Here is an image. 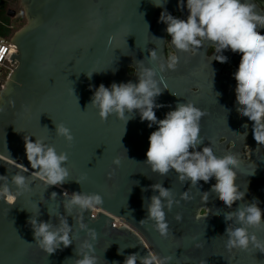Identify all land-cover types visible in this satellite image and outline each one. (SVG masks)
Returning a JSON list of instances; mask_svg holds the SVG:
<instances>
[{
  "label": "water",
  "instance_id": "1",
  "mask_svg": "<svg viewBox=\"0 0 264 264\" xmlns=\"http://www.w3.org/2000/svg\"><path fill=\"white\" fill-rule=\"evenodd\" d=\"M251 2L264 15L259 2ZM19 3L25 23L11 37L17 48L13 56L17 66L0 88V176L6 175L10 181L14 174H23L31 179V190L18 197L14 206L0 198V264H74L79 258L76 247L90 237L75 222L80 211L70 208V215L66 212L65 191L98 193L103 197V205L94 214V210L82 214L83 222L97 232V239L90 242L98 264H123L129 254L143 256L148 252L171 257L169 264H264V252L252 246L247 251H229L225 247L227 237L223 236L225 213L253 199H258L264 209V145L256 144L252 122L236 110L234 73L240 54L224 50L227 62L212 67L215 53L208 55L212 48L208 42L195 54L176 52L166 33L167 26L159 18L166 10L186 19L187 8L181 10L179 0ZM259 31L264 34V28ZM168 47L179 57V63L175 71L160 73L159 61H151L150 52L155 50L159 58L166 59ZM136 61L156 68L158 79L163 77V91L156 98L163 107L154 109L158 120L175 110L178 103L188 101L206 111L200 121L204 142L197 150L210 144L217 156L231 152L239 157L236 183L245 191L243 201L228 208L210 193L208 201L203 202L202 193L210 192L215 178L192 186L190 181H178L174 170L166 176L152 172L143 162L148 138L158 126L142 122L138 111L126 125L115 114L101 120L98 110L90 104L95 89L100 84L110 87L114 82L138 83L135 72L140 66ZM222 65L232 71L220 73ZM87 74H92L91 78ZM130 115L126 113V117ZM59 123L71 130V143L56 135L55 124ZM25 136L33 142L37 138L53 145L58 153H67L65 167L69 176L62 186L48 187L34 174L25 156ZM114 159H119V166ZM159 182L170 188L179 201L171 211L165 208L167 238L154 230L151 220L139 223L147 215L144 202L158 195L151 185ZM3 183L0 180V185ZM187 190L191 199L181 200ZM178 213L180 221L175 219ZM32 216L38 222L50 221L54 225L58 217L65 216L72 227V244L66 248L61 245L53 254L41 250L28 224ZM113 217L121 219L123 225L114 227ZM250 231L264 241V230ZM119 249L123 254H118Z\"/></svg>",
  "mask_w": 264,
  "mask_h": 264
},
{
  "label": "clouds",
  "instance_id": "2",
  "mask_svg": "<svg viewBox=\"0 0 264 264\" xmlns=\"http://www.w3.org/2000/svg\"><path fill=\"white\" fill-rule=\"evenodd\" d=\"M178 7L181 10L187 8L186 19L177 18L166 10L161 12L159 18L160 22L166 24V33L171 37L170 44L176 52L195 54L208 42L214 49L213 59L220 63H226L228 59L222 55L224 50L230 49L240 54L239 66L234 73L236 110L240 116L252 122V136L256 144L264 145V34L259 31L264 28V15L256 11L257 6L251 0H186V5L185 0H179ZM3 51L4 49H0V53ZM149 59L159 61L160 73L175 71L179 63L176 54H169L166 59H161L155 50L150 52ZM136 64L140 66L139 71L135 72L138 83L114 82L110 87L100 84L95 89L90 104L98 110L101 120L115 114L126 125L129 119L134 118V111H138L142 122L147 121L149 127L154 124L158 126L148 138L149 146L143 162L152 172L166 176L174 170L178 181H190L192 186L200 181L208 183L215 178L216 182L211 186L210 192L202 193L203 202L208 201L210 193H214L228 208H232L237 201H243L245 191H241L236 183L239 157L231 152L217 156L210 144L197 150L204 142L200 135V121L207 115L206 111L188 101L178 103L175 110L158 120L154 109L163 107L156 103V98L163 91L160 87L163 77L158 79L156 68L146 67L142 61H136ZM87 75L89 78L92 76ZM126 113L131 115L126 117ZM55 132L69 143L74 139L71 130L63 123L55 124ZM246 135L247 133L243 134L244 137ZM24 148L28 165L48 187L62 186L67 181V153H58L53 145L46 144L41 139L36 138L33 142L29 136L24 137ZM113 163L119 166L120 161L114 159ZM0 180L4 181L0 185V198L12 206L18 197L31 190V179L20 173L11 176L10 181L6 175L0 176ZM151 189L158 192V195H152L150 202L145 199L148 201L144 202L147 215L139 223L143 225L151 220L154 230L161 237L167 238L169 225L165 208L171 211L174 204L179 205V201L174 199L172 190L165 188L162 182L151 185ZM188 193L189 190L184 191L180 199L189 201L191 197ZM51 195L55 197L57 194L53 192ZM63 195L66 212L70 215V208L78 209L81 213L80 218L75 221L78 228L91 241H95L97 232L83 222L82 214L102 206L103 197L98 193L69 194L67 191ZM259 205L260 201L253 199L252 202L241 203L234 211L224 214L227 225L223 235L227 237L226 249L247 251L252 246L264 252V241L258 238L256 232L250 231L264 230V209ZM175 219L180 221L182 217L178 213ZM58 220L55 225L50 221L38 222L33 216L28 220L35 244L47 254H53L61 245L66 248L72 244V227L65 216L62 219L58 217ZM90 240L85 239L76 247L79 258L74 264H98L95 248ZM118 254L123 252L119 249ZM170 259L171 257L161 256L156 252H148L143 256L132 253L125 257L123 264H169ZM112 264L119 262L113 261Z\"/></svg>",
  "mask_w": 264,
  "mask_h": 264
},
{
  "label": "built area",
  "instance_id": "3",
  "mask_svg": "<svg viewBox=\"0 0 264 264\" xmlns=\"http://www.w3.org/2000/svg\"><path fill=\"white\" fill-rule=\"evenodd\" d=\"M17 28V24L14 26L9 27L11 30L9 34L7 35H1L0 34V49H4L2 53H0V88H3V84L5 80H7L14 70V68L17 66V60L13 57L17 54V48L16 45L12 42V34L14 33V28ZM2 27H6L2 24L0 20V29ZM96 211H92V214H94ZM112 225L114 227H119L123 225L121 219L113 217Z\"/></svg>",
  "mask_w": 264,
  "mask_h": 264
},
{
  "label": "flooded vegetation",
  "instance_id": "4",
  "mask_svg": "<svg viewBox=\"0 0 264 264\" xmlns=\"http://www.w3.org/2000/svg\"><path fill=\"white\" fill-rule=\"evenodd\" d=\"M257 1L259 2V4L262 7V9H264V0H257ZM5 16L6 17H5L4 20H1L0 19L1 22H2V24L4 26H6V27L14 26L15 24L13 23V21L18 18V15H17L16 11L15 10H12L9 7L6 6V8H5ZM173 16L179 18L177 15H173ZM168 49H169L168 50L169 53L170 54H173L172 51H171V49L169 47H168ZM212 53H214V49L213 48H210L208 50V55H210ZM212 64H213L212 67H214V66L220 65V62H218V61H216L214 59L212 61ZM229 71H232V69L228 65H222V68L220 69V73L223 74V73H226V72H229Z\"/></svg>",
  "mask_w": 264,
  "mask_h": 264
},
{
  "label": "rangeland",
  "instance_id": "5",
  "mask_svg": "<svg viewBox=\"0 0 264 264\" xmlns=\"http://www.w3.org/2000/svg\"><path fill=\"white\" fill-rule=\"evenodd\" d=\"M7 7L15 10L18 15V18L13 21L15 25L17 24V28L16 26L14 28L15 31L25 23V16L22 7L20 6L19 0H7Z\"/></svg>",
  "mask_w": 264,
  "mask_h": 264
},
{
  "label": "trees",
  "instance_id": "6",
  "mask_svg": "<svg viewBox=\"0 0 264 264\" xmlns=\"http://www.w3.org/2000/svg\"><path fill=\"white\" fill-rule=\"evenodd\" d=\"M7 6V0H0V19L4 20L5 19V8ZM10 29L9 27H2V29H0V34L1 35H7L10 33Z\"/></svg>",
  "mask_w": 264,
  "mask_h": 264
}]
</instances>
